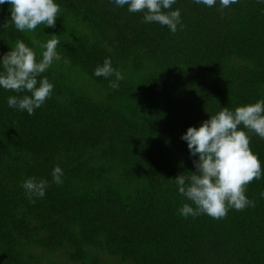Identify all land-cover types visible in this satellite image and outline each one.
<instances>
[{"label":"trees","instance_id":"trees-1","mask_svg":"<svg viewBox=\"0 0 264 264\" xmlns=\"http://www.w3.org/2000/svg\"><path fill=\"white\" fill-rule=\"evenodd\" d=\"M56 2L54 25L32 32L0 5V54L55 34L62 58L41 73L54 87L32 115L6 103L29 93L0 88V264H264V139L244 129L262 169L245 188L254 206L182 217L191 202L170 179L195 170L189 125L264 98V0H176L174 33L112 0ZM105 57L118 88L93 75ZM28 176L49 181L43 197L25 196Z\"/></svg>","mask_w":264,"mask_h":264},{"label":"clouds","instance_id":"clouds-1","mask_svg":"<svg viewBox=\"0 0 264 264\" xmlns=\"http://www.w3.org/2000/svg\"><path fill=\"white\" fill-rule=\"evenodd\" d=\"M194 2L207 7L217 4V0ZM236 2L218 0V6L223 9ZM5 3L11 24L20 32H32L38 25L52 27L60 12L56 0H0V5ZM112 3L117 7L126 6L128 12H140L143 23L156 22L173 33L177 31V26L184 27L180 9L172 8L176 0H112ZM7 25L8 22L0 24V28ZM49 35L50 38L45 41L33 39L35 47L17 39L8 51L0 54V88L29 93L7 96L8 107L32 115L34 109L51 95L54 85L41 73L62 58L56 48L58 36ZM64 62H68L66 58ZM93 75L113 76L114 79L109 81L112 89L118 88V82L124 78L122 72L112 66L109 57H105L102 64L93 69ZM244 129L264 139V98L231 109L221 106L198 126L189 125L181 134L180 139L186 142L189 155L195 156L194 171L170 178L176 185V191L191 202L183 203L178 209L182 217L203 213L217 219L224 217L229 208L241 210L254 206L255 201L245 195V188L253 179L261 178L262 169L257 155L249 147L250 137ZM62 175L61 167L53 165L50 171L52 182L61 184ZM48 183L45 178L28 176L21 187L31 200L33 197H43ZM259 197L264 198V190L260 191Z\"/></svg>","mask_w":264,"mask_h":264}]
</instances>
